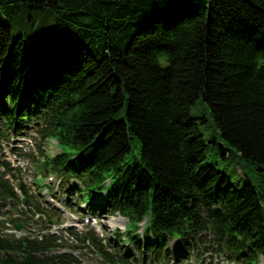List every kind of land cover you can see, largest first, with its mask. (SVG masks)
<instances>
[{"label":"trees","instance_id":"16d2710c","mask_svg":"<svg viewBox=\"0 0 264 264\" xmlns=\"http://www.w3.org/2000/svg\"><path fill=\"white\" fill-rule=\"evenodd\" d=\"M199 100L220 137L264 169V0H0V138L34 125L56 140L52 157L39 148L36 172L73 180L67 192L85 188L91 210L125 217L142 263L156 252L183 264L210 237L211 250L259 264L264 187L235 185L205 162L200 117L190 115ZM133 138L141 146L128 160ZM0 168V216L21 201L46 213L4 177L9 162ZM4 228L0 218V264H82L53 235ZM75 235L113 264H135L111 259L94 231Z\"/></svg>","mask_w":264,"mask_h":264},{"label":"rangeland","instance_id":"374dc122","mask_svg":"<svg viewBox=\"0 0 264 264\" xmlns=\"http://www.w3.org/2000/svg\"><path fill=\"white\" fill-rule=\"evenodd\" d=\"M119 114L124 115L123 111ZM190 115L193 117H200L198 119L199 126L204 139L207 142L206 163L214 164L219 170L225 171L235 185H239L243 179L249 178L255 184L264 187V169H257L252 162L240 156L233 147L220 137V134L211 122V116L206 102L199 100L191 107ZM28 129V132L23 131L22 133L9 131L6 132V137L4 139L0 138V158L10 161L11 165L15 167V170L13 171L14 175L10 178L12 183L25 184V187L28 193L32 195L33 200L41 202L47 213L55 218L57 223H62L57 225L63 236L62 242L66 248L72 251L73 255L79 258L82 264L113 263L100 256L95 251L94 247L89 246L87 242L86 246H84L79 240H72L71 237L61 229L64 227V223L71 222L70 217H64L70 212L80 217H84L87 213H89L88 215L92 214L96 217V223L93 225L88 223L87 225H84L80 231H94L95 236L107 246L106 249L110 253H113L111 259L116 260V258L120 256L122 259H135V264H172L171 257H164L163 261L159 262L156 252L144 256V263H142L141 251L131 243L129 235L127 236V230H125L127 220L125 217L118 213H110L107 207L105 213L98 214V210L93 211L86 204H81L80 200L88 202L87 190L81 187L76 190L75 195L69 194L67 192V187L71 185L69 182L73 183V180L68 181V184H62L64 178L59 174L57 175L53 172H47V174L44 175L43 172H36L35 159L37 157L40 158L39 148L42 149L44 154L48 157L56 155L60 151V148L58 147L56 140L42 138L38 131H36L37 126L33 125L32 127H28ZM21 134L25 135L26 140L20 139L22 136ZM7 137L8 139H6ZM213 138H216L217 141L213 142ZM220 141L223 142L222 147L219 146ZM131 146L132 148L130 154H128V160H131L138 155L141 143L136 138H133ZM222 152H224V154H222ZM0 171H3V169L0 168ZM50 175L55 176L53 181H49L48 176ZM46 187L49 189L48 195L55 199L54 203H50L47 195H45ZM105 189H108L107 185L105 186ZM17 192L19 193V190ZM98 194L99 193H96V196ZM76 196H80V200H78ZM44 205H46V207ZM55 205H60L64 212L60 211ZM11 206L14 209L13 204H11ZM37 222L38 223L32 225V230L37 231L42 227L39 220ZM128 227H130L129 224ZM135 233L140 235L142 241L145 240L146 235L144 233L143 222L138 226ZM119 234L121 235V238L124 239L120 245L118 244L119 239L117 236ZM147 237L150 238L149 236ZM209 239L210 237H207L204 242H199L198 247L191 250L190 257L183 259V264H241L238 261L228 259L226 248H222L223 250L219 251L211 250V247L216 248L217 246ZM70 245H76L77 247L70 248ZM175 245V241L169 243L168 254L171 251L173 252ZM259 264H264V261H261Z\"/></svg>","mask_w":264,"mask_h":264},{"label":"water","instance_id":"95a60500","mask_svg":"<svg viewBox=\"0 0 264 264\" xmlns=\"http://www.w3.org/2000/svg\"><path fill=\"white\" fill-rule=\"evenodd\" d=\"M14 227H15V229L19 230L21 228V224L20 223H15Z\"/></svg>","mask_w":264,"mask_h":264}]
</instances>
